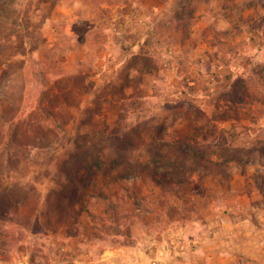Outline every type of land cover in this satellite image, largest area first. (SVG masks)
<instances>
[{
	"label": "rangeland",
	"instance_id": "obj_1",
	"mask_svg": "<svg viewBox=\"0 0 264 264\" xmlns=\"http://www.w3.org/2000/svg\"><path fill=\"white\" fill-rule=\"evenodd\" d=\"M0 49V263L264 264V0H0Z\"/></svg>",
	"mask_w": 264,
	"mask_h": 264
},
{
	"label": "trees",
	"instance_id": "obj_2",
	"mask_svg": "<svg viewBox=\"0 0 264 264\" xmlns=\"http://www.w3.org/2000/svg\"><path fill=\"white\" fill-rule=\"evenodd\" d=\"M1 50V49H0ZM243 83V84H242ZM254 89H255V87L253 86L252 87V85H249L246 81H244V82H240V85H239V88H238V91H239V94H241V97L239 98V104L242 106V105H246V103H248V102H246L245 100L246 99H249V100H251V102H250V104L251 105H253V104H255V103H258L259 101H260V97H259V93H258V91H257V89L254 91ZM35 120V121H34ZM38 119H32L31 121H29V125H31V126H33L34 128H36V127H39L38 125H37V123H39L38 121H37ZM37 122V123H36ZM188 142V141H187ZM171 143H175V144H178L179 145V149L180 150H182V152L184 153V154H186V150H185V148L186 147H190V145H189V143H185V140H183V139H174L173 141H171ZM167 144V143H166ZM185 147V148H184ZM189 149V148H188ZM184 150V151H183ZM189 152H190V150H189ZM188 152V153H189ZM125 159H124V157H121L120 155H119V158H117L116 159V162H119L118 164L117 163H115V166L114 167H112V169H114V170H116L117 168H118V166H124V161ZM117 164V165H116ZM140 165V164H139ZM138 164H135L134 165V167L135 168H139L140 166H139ZM117 166V167H116ZM142 167H144L143 165H142ZM141 168V167H140ZM138 170V169H137ZM139 171V170H138ZM123 178H125V177H123ZM128 178V177H127Z\"/></svg>",
	"mask_w": 264,
	"mask_h": 264
},
{
	"label": "built area",
	"instance_id": "obj_3",
	"mask_svg": "<svg viewBox=\"0 0 264 264\" xmlns=\"http://www.w3.org/2000/svg\"><path fill=\"white\" fill-rule=\"evenodd\" d=\"M0 264H30V263L28 261H22V262L13 261V262L0 263Z\"/></svg>",
	"mask_w": 264,
	"mask_h": 264
}]
</instances>
